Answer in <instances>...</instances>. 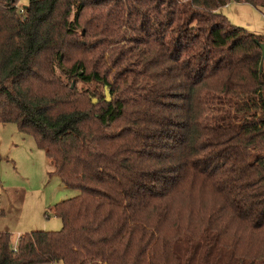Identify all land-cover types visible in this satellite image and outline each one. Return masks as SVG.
I'll use <instances>...</instances> for the list:
<instances>
[{
  "label": "trees",
  "instance_id": "trees-1",
  "mask_svg": "<svg viewBox=\"0 0 264 264\" xmlns=\"http://www.w3.org/2000/svg\"><path fill=\"white\" fill-rule=\"evenodd\" d=\"M17 1L0 124L79 193L59 231L0 233V264H264V35L219 12L264 0Z\"/></svg>",
  "mask_w": 264,
  "mask_h": 264
},
{
  "label": "rangeland",
  "instance_id": "rangeland-1",
  "mask_svg": "<svg viewBox=\"0 0 264 264\" xmlns=\"http://www.w3.org/2000/svg\"><path fill=\"white\" fill-rule=\"evenodd\" d=\"M26 6L27 0H18L16 11ZM219 12L232 25L264 35L263 11L230 2ZM83 86L77 83L78 89ZM52 169L50 160L31 136L20 133L13 124H0V233L10 234L13 247L19 237L31 231H59L62 224L52 208L78 195L77 190L66 188L58 178L49 176Z\"/></svg>",
  "mask_w": 264,
  "mask_h": 264
},
{
  "label": "water",
  "instance_id": "water-1",
  "mask_svg": "<svg viewBox=\"0 0 264 264\" xmlns=\"http://www.w3.org/2000/svg\"><path fill=\"white\" fill-rule=\"evenodd\" d=\"M260 49H261L262 60H263L264 59V44H260ZM262 65H263V62L261 61V63L259 64V71L260 72L262 70ZM73 86H74V82H72L71 88H73ZM105 95H106V101L109 102V97H108L107 93ZM96 103H97V100L92 99V104L95 105Z\"/></svg>",
  "mask_w": 264,
  "mask_h": 264
},
{
  "label": "built area",
  "instance_id": "built-area-1",
  "mask_svg": "<svg viewBox=\"0 0 264 264\" xmlns=\"http://www.w3.org/2000/svg\"><path fill=\"white\" fill-rule=\"evenodd\" d=\"M23 12H24L23 8L19 9V11H18L19 14H23ZM263 20H264V16H263Z\"/></svg>",
  "mask_w": 264,
  "mask_h": 264
}]
</instances>
